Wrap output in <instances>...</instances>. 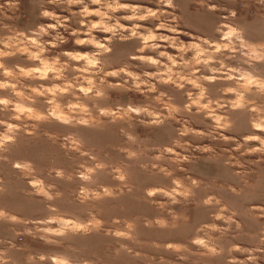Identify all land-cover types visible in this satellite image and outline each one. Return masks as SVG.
I'll use <instances>...</instances> for the list:
<instances>
[{
    "label": "rangeland",
    "instance_id": "obj_1",
    "mask_svg": "<svg viewBox=\"0 0 264 264\" xmlns=\"http://www.w3.org/2000/svg\"><path fill=\"white\" fill-rule=\"evenodd\" d=\"M0 264H264V0H0Z\"/></svg>",
    "mask_w": 264,
    "mask_h": 264
},
{
    "label": "bare ground",
    "instance_id": "obj_2",
    "mask_svg": "<svg viewBox=\"0 0 264 264\" xmlns=\"http://www.w3.org/2000/svg\"><path fill=\"white\" fill-rule=\"evenodd\" d=\"M76 59H77V58H76ZM253 124H255V125H256L257 123H256V122H253ZM257 126H258V125H257ZM256 129H258V128L256 127Z\"/></svg>",
    "mask_w": 264,
    "mask_h": 264
}]
</instances>
